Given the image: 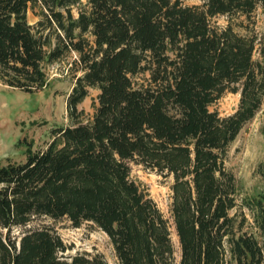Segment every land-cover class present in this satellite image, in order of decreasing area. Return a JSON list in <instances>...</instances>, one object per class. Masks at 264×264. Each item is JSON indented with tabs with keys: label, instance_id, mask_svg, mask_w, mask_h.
I'll return each mask as SVG.
<instances>
[{
	"label": "trees",
	"instance_id": "1",
	"mask_svg": "<svg viewBox=\"0 0 264 264\" xmlns=\"http://www.w3.org/2000/svg\"><path fill=\"white\" fill-rule=\"evenodd\" d=\"M200 1L0 0L1 85L40 91L46 66L70 53L81 72L70 124L24 163L0 164V264H107L99 253L65 258L45 219L103 232L116 264H264V197L239 200L225 167L264 105V34L248 26L264 0ZM90 88L97 105L83 122ZM225 92L239 102L221 117L210 106ZM131 164L172 179L170 219Z\"/></svg>",
	"mask_w": 264,
	"mask_h": 264
},
{
	"label": "rangeland",
	"instance_id": "2",
	"mask_svg": "<svg viewBox=\"0 0 264 264\" xmlns=\"http://www.w3.org/2000/svg\"><path fill=\"white\" fill-rule=\"evenodd\" d=\"M181 1L186 6L202 4L200 0ZM27 19L30 24L38 20L31 10L27 13ZM225 21L224 17L216 19L220 25L225 24ZM248 26L258 36L264 34V15L261 7L254 11ZM254 59H259L257 50ZM76 63L77 55L70 53L65 59L46 66L49 84L37 92H24L0 84L1 165L7 162L24 163L29 147L34 151L44 149L51 141L53 129L70 124L66 100L74 83V77L81 75ZM98 94L97 89L90 88L88 96L78 105V110L83 112L81 121L85 122L91 118L94 106L97 105ZM238 102V93L225 92L210 106V110L225 117L236 110ZM225 167L235 177L239 200L264 197V105L255 117L245 124L231 144ZM130 168L131 179L147 192L162 214L170 219L172 179L145 169L141 165L131 164ZM244 212L247 214L245 209ZM247 218H250L248 214ZM43 222L53 228L67 247L66 252L63 253L65 258L84 252L99 253L107 264H116L112 245L103 232L88 224L74 228L66 220L53 222L45 219ZM18 233L19 231H14L15 235ZM171 233L178 259V245L173 229ZM259 239L264 246V233Z\"/></svg>",
	"mask_w": 264,
	"mask_h": 264
}]
</instances>
